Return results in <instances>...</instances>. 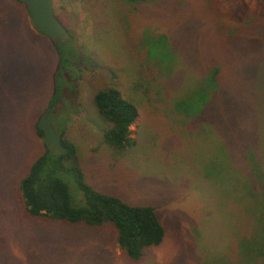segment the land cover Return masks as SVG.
I'll use <instances>...</instances> for the list:
<instances>
[{"label": "rangeland", "instance_id": "374dc122", "mask_svg": "<svg viewBox=\"0 0 264 264\" xmlns=\"http://www.w3.org/2000/svg\"><path fill=\"white\" fill-rule=\"evenodd\" d=\"M13 2L0 0V264H259L264 0H53L71 33L59 45L35 34ZM57 75L61 98L48 121L76 145L86 182L154 206L164 226L163 242L138 260L110 224L25 206L19 184L45 150L36 123ZM108 86L138 109L135 144L124 150L106 142L95 105ZM225 91L229 106L219 101ZM63 176L73 203H84L75 177Z\"/></svg>", "mask_w": 264, "mask_h": 264}, {"label": "trees", "instance_id": "16d2710c", "mask_svg": "<svg viewBox=\"0 0 264 264\" xmlns=\"http://www.w3.org/2000/svg\"><path fill=\"white\" fill-rule=\"evenodd\" d=\"M13 1L16 9L18 8L17 11L21 9L20 4L26 7L20 0ZM25 10L36 32L45 36L34 26L27 7ZM58 78L59 75L55 79L56 89L49 99L44 114L47 119L50 111L61 98V92L57 88ZM216 79L217 75H214L212 81L216 82ZM223 100L228 106L231 104L228 91L223 92L222 98L219 99L221 102ZM94 101L99 114L108 123L105 132L106 142L116 150L134 146L131 126L139 114L136 105L115 86L98 90ZM58 126H62L60 122ZM36 127L37 134L43 139L45 150L33 160L19 184L25 206L30 214L88 226L110 224L116 229L118 247L133 260L140 259L146 248L163 242L165 229L154 206L131 204L119 196L96 190L86 182L77 147L64 137L65 129L57 130L62 147L59 149L46 142L45 130L39 122L36 123ZM248 164L250 165L249 162ZM66 172H70L75 177L76 184L84 196V203H73L69 185L63 176ZM259 264H264V253Z\"/></svg>", "mask_w": 264, "mask_h": 264}, {"label": "water", "instance_id": "95a60500", "mask_svg": "<svg viewBox=\"0 0 264 264\" xmlns=\"http://www.w3.org/2000/svg\"><path fill=\"white\" fill-rule=\"evenodd\" d=\"M25 3L34 26L47 35L54 43H62L70 38L69 30L62 25L54 12L53 0H20ZM45 130V140L48 144L61 149L60 136L44 116L39 121Z\"/></svg>", "mask_w": 264, "mask_h": 264}, {"label": "crops", "instance_id": "0c3cea01", "mask_svg": "<svg viewBox=\"0 0 264 264\" xmlns=\"http://www.w3.org/2000/svg\"><path fill=\"white\" fill-rule=\"evenodd\" d=\"M30 25H31V26H30ZM30 25H29V27L32 29V31H33L35 34H37L38 36H42L43 38H45V37L47 38V37H48V36H46L45 34H44L45 36L40 35L39 33L36 32V30L34 29V27L32 26V24H30ZM48 38H49V37H48Z\"/></svg>", "mask_w": 264, "mask_h": 264}, {"label": "bare ground", "instance_id": "6f19581e", "mask_svg": "<svg viewBox=\"0 0 264 264\" xmlns=\"http://www.w3.org/2000/svg\"><path fill=\"white\" fill-rule=\"evenodd\" d=\"M46 139V138H45Z\"/></svg>", "mask_w": 264, "mask_h": 264}]
</instances>
